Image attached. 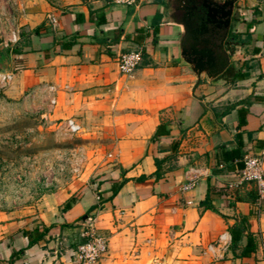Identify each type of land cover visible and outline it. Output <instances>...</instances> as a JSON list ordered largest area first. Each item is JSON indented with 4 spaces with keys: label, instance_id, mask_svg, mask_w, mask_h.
<instances>
[{
    "label": "crops",
    "instance_id": "crops-1",
    "mask_svg": "<svg viewBox=\"0 0 264 264\" xmlns=\"http://www.w3.org/2000/svg\"><path fill=\"white\" fill-rule=\"evenodd\" d=\"M181 1L0 0V44L18 36L0 47V74L12 75L0 103L52 125L74 119L103 141L80 184L0 207V264H76L87 217L109 240L97 264H264V201L237 200L255 190L240 183L243 157L264 153V10L235 0L229 66L208 80L180 56ZM138 49L139 67L120 74L118 54ZM246 233L255 251L242 257Z\"/></svg>",
    "mask_w": 264,
    "mask_h": 264
},
{
    "label": "rangeland",
    "instance_id": "rangeland-1",
    "mask_svg": "<svg viewBox=\"0 0 264 264\" xmlns=\"http://www.w3.org/2000/svg\"><path fill=\"white\" fill-rule=\"evenodd\" d=\"M18 110L0 103V207L35 201L72 182L74 187L80 184L84 165L103 144L83 138L82 131L69 135L59 127L62 121L52 125ZM77 163L79 172L68 173Z\"/></svg>",
    "mask_w": 264,
    "mask_h": 264
},
{
    "label": "built area",
    "instance_id": "built-area-1",
    "mask_svg": "<svg viewBox=\"0 0 264 264\" xmlns=\"http://www.w3.org/2000/svg\"><path fill=\"white\" fill-rule=\"evenodd\" d=\"M90 2L103 1L108 4L132 7L136 6L139 0H88ZM256 7L258 10H264V0H257ZM48 22L55 26L56 19L53 17L48 18ZM18 41V36L15 31H10V37L7 41H4L3 46L8 48L10 45L15 44ZM143 52L141 49L132 50L127 52H121L116 57V65L118 72L122 75H131L139 67L142 62ZM11 74H0V92L11 81ZM48 93L55 92V87H47ZM31 94H33L31 92ZM30 94V95H31ZM49 104L54 105L55 100L50 97ZM59 127L65 130L69 135H77L81 133V126L74 119H66L59 123ZM243 168L240 170L238 177L240 183L253 185L257 199L256 203L259 205L264 201V153L259 154H246L243 159ZM62 170V169H61ZM80 170L79 163L76 165H70L68 173L77 174ZM196 185L195 180L189 181L186 185L182 186V191H188L194 188ZM82 230L79 233L77 239L72 242L71 250L73 253V259L76 264H97L101 259L105 257L109 248V240L106 236L100 234L94 226V219L87 217L82 223ZM66 249L60 248L55 252L54 256L58 258L62 257Z\"/></svg>",
    "mask_w": 264,
    "mask_h": 264
},
{
    "label": "water",
    "instance_id": "water-1",
    "mask_svg": "<svg viewBox=\"0 0 264 264\" xmlns=\"http://www.w3.org/2000/svg\"><path fill=\"white\" fill-rule=\"evenodd\" d=\"M189 1L179 2L183 10L179 21H174L182 28L179 42L180 56L191 67L197 77L204 75L212 80L229 66V55L224 49L228 29L232 19L235 0L222 3L212 0H198V5ZM203 10L204 18L195 28L192 25L194 12ZM0 47H4L0 44Z\"/></svg>",
    "mask_w": 264,
    "mask_h": 264
},
{
    "label": "trees",
    "instance_id": "trees-1",
    "mask_svg": "<svg viewBox=\"0 0 264 264\" xmlns=\"http://www.w3.org/2000/svg\"><path fill=\"white\" fill-rule=\"evenodd\" d=\"M234 36L229 35V40H233ZM14 53H20V49L15 48ZM249 200L250 202H255L257 199V194L255 190L247 191L245 196H238L237 200ZM70 206V203H67L64 209H67ZM247 232V219L245 217H240L238 221L231 228V246L235 249L236 244L239 242L241 235ZM246 245L240 252V256L246 257L255 251L254 239L249 233H246Z\"/></svg>",
    "mask_w": 264,
    "mask_h": 264
},
{
    "label": "flooded vegetation",
    "instance_id": "flooded-vegetation-1",
    "mask_svg": "<svg viewBox=\"0 0 264 264\" xmlns=\"http://www.w3.org/2000/svg\"><path fill=\"white\" fill-rule=\"evenodd\" d=\"M168 4L169 5H172V6H178V3H177V0H168ZM189 4L190 5H196V4H198V0H191V1H189ZM181 13V12H180ZM203 17H204V12H203V10H199V11H197L196 13H195V16H194V23L195 24H199V23H201V20L203 19ZM228 36H229V33H228V35H227V39H228Z\"/></svg>",
    "mask_w": 264,
    "mask_h": 264
}]
</instances>
